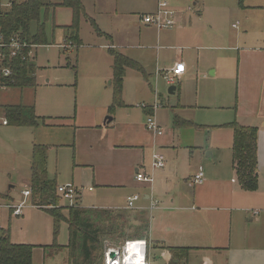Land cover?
<instances>
[{
  "label": "rangeland",
  "instance_id": "374dc122",
  "mask_svg": "<svg viewBox=\"0 0 264 264\" xmlns=\"http://www.w3.org/2000/svg\"><path fill=\"white\" fill-rule=\"evenodd\" d=\"M176 2L179 24L171 30H161L159 33L155 27L140 21V16L152 12L154 0H110L108 5L113 11L118 9L121 14L119 19L112 22L109 15L104 27L96 25L95 28L90 21L81 18L78 29L81 44L78 47L65 43V37L69 34L65 27L71 24V11L63 7L42 11L41 21L44 24L47 45L30 47L29 53L30 61L38 68L37 84L34 88L21 89L22 96L20 93L18 96L19 89L11 90L10 93H15L13 103L33 101L36 110L46 118V122L72 125H76V121L79 124L89 123L100 108L111 104L112 66L108 50L110 44H113L114 51L127 55L144 71H126L123 99L127 106L116 109V121L133 123L138 132L147 136L149 130L145 128V124L148 115L142 106L154 104H159L155 117L163 125L165 133L172 130L170 107L178 108L177 113L181 119L200 126L233 121L238 97L243 92L240 81L238 84L239 55L254 47L264 48V0ZM84 3L90 15L98 11L95 0H84ZM0 4L2 10L9 9V0H0ZM35 28L36 25L32 24L31 31L34 32ZM181 29L188 32L174 33ZM19 47L12 43L10 49ZM177 60H183L189 68L185 77L176 81L175 85H169L163 72L171 69ZM156 71L161 72L157 77ZM214 71L216 73L212 76ZM170 87L178 88L175 94H168ZM115 134L117 135V131ZM96 136L85 133L79 135L77 141L73 130L61 127L54 135L57 144L46 145L51 147L47 160L48 178L56 187L73 185L78 188L80 196L75 204L79 203L83 208L93 204L92 194L87 192L88 186H93L83 184L89 175L96 171L97 178L102 179L108 170L121 178L128 177L129 174V167L121 163L120 154L111 156L113 158L108 165L78 166L76 154L78 159L86 155L84 151L89 146L93 147L92 150L103 149L104 143L102 140L99 142ZM28 137L21 135L14 146L6 143L0 145V195L8 194L14 205H25L24 215L19 218L11 217L8 209L0 207V228L9 230L10 236L14 237L13 241L50 246L54 240L51 217L44 211L42 213L32 208L29 197L23 196L28 188L26 182L30 179ZM206 137V134L194 127H184L180 139L187 144L192 141L201 144L206 142ZM88 139L92 140L90 144ZM106 147L105 145L104 148ZM26 151L25 156H20ZM149 151L146 149L143 155L146 171H150L152 150ZM142 191L129 188L119 192L116 196H119L117 204H110L125 205L122 202L124 198L137 192L141 195ZM81 196L84 200L80 202ZM0 205H5V200L0 198ZM58 207L71 206L60 199ZM121 213L127 227L131 225L132 229L124 231L119 239L111 236L102 238L104 251L133 240V228L139 225V217L126 211ZM67 242V229L62 223L56 244L61 246ZM65 259V251H61V248H47L44 256L41 250L36 249L33 264H66ZM193 259L195 258L192 257ZM149 261L151 264H165L160 254L155 251L150 253ZM189 264H193L191 260Z\"/></svg>",
  "mask_w": 264,
  "mask_h": 264
},
{
  "label": "crops",
  "instance_id": "0c3cea01",
  "mask_svg": "<svg viewBox=\"0 0 264 264\" xmlns=\"http://www.w3.org/2000/svg\"><path fill=\"white\" fill-rule=\"evenodd\" d=\"M51 1L52 3H59L62 0ZM81 2L86 16L101 28L105 26L107 16L110 15L109 19L112 22L117 21L121 16L117 11L118 9L111 10L110 5H108L110 0H95L98 11H94L91 15L87 13L84 0H81ZM158 2H164L166 9L175 13L176 24L174 27H176L180 22L178 13L175 10L178 2L176 0H154L152 12L147 13L148 15L156 13ZM1 7L0 4V12L6 9L2 10ZM198 16L200 15L198 14ZM142 17L143 15L140 16V21ZM157 31L160 33L161 30L157 29ZM177 31H174V33L188 32L183 29ZM109 49L114 50L113 44H110ZM120 54L127 57L125 54ZM239 60L238 84L240 81L243 92L238 97L235 106L234 120L219 125L204 126L205 128L199 131L206 134L207 140L201 144L194 141L187 144L181 141V131L185 126L176 125L174 123L175 118L182 121L189 120L181 119L177 113L178 108L170 107L172 130L169 133L164 132L163 125L155 117V111L151 112L144 109L148 117L151 115L155 118L157 125L163 132L161 136H157L151 131H147L146 136V134L136 130L135 124L128 121H116L114 114H108L110 105L100 108L89 123L79 124L76 121V125H72L69 123L46 122V118L36 110L33 101L32 103H23L22 101L19 104L13 103L15 93H10V91L16 90V88L0 87V145L6 143L14 146L20 140L21 135H28L30 144H28L27 150L29 149L31 158L33 145L57 144L54 135L61 127L73 130L77 141L79 135H85V133L97 135L99 142L102 140V143H104L103 149L95 148V151L92 150L93 147L89 146L88 150L84 151L86 155H82L78 159L76 154L78 166L108 165V162L113 158L111 156L120 154L121 163L129 167V174L128 177L121 178L107 169L108 171L102 176V179L97 178L96 171L89 175L83 184H92L93 187L88 186L87 192L92 194L93 204L91 207L84 208L107 210L115 213L126 211L138 217L143 215L148 222L147 238L145 239L148 264H151L149 257L152 251L158 252L163 262L169 264L171 259L168 252L169 248H186L185 264H189V260L193 264H264V48H251L245 51L244 54L239 55ZM176 63L184 65V74L181 78L185 77L187 68H189L188 65L183 60H177L172 67ZM110 64L112 66L111 57ZM110 69L112 78V68ZM127 70H125L124 78ZM160 73L156 71V77ZM215 73L216 71L212 72L211 75L213 76ZM177 89L174 87L170 95L175 94ZM18 91V96L19 93L22 96L23 90L19 89ZM122 100L123 107H126L123 92ZM18 105L34 107L35 116L39 118L35 128L14 127L7 123L3 124V122H6L3 108ZM158 108L159 104L156 109ZM108 117L111 118V122L105 124V119ZM41 119H44L46 126L42 124ZM234 121L241 126L257 128L258 177L257 188L254 191L241 189L236 180L231 150L232 131L221 127ZM26 131H30V133ZM116 131L117 135L115 134ZM87 142L90 144L92 140L89 141L88 139ZM105 145L106 148H104ZM50 148H48L47 160ZM146 149L152 150V153L156 151L164 157L165 164L163 168L152 170L151 153L150 171H146L143 162ZM26 153L27 151L20 156H25ZM133 173L134 177H132ZM137 173L152 176V183L137 181ZM198 173L202 174V181L195 183L193 179ZM26 184H28L27 189H29V182L27 181ZM129 188L134 191L143 190L141 195L140 192L134 194L139 196V200L136 201L137 203L135 202L136 205L134 204L133 210L126 209V200L131 196L122 200L125 205H111L117 204L119 196H116L119 192ZM89 189L91 190L89 191ZM0 198L5 200V205H0V207L8 209L10 216L14 217L11 208L22 203L14 205L13 199L8 194L0 195ZM79 200L81 202L84 199L81 196ZM153 203L155 205L151 206ZM77 206L81 207L79 203ZM31 207L39 210L33 206ZM39 211L43 213L42 210ZM63 213L66 215L67 211L64 210ZM23 215L22 209L21 215L15 218L23 217ZM13 239L14 237L11 235L10 241L12 243L27 244L22 241H13ZM66 245L59 246L65 247ZM33 246L35 248L32 252V264L36 249L41 250L44 256L42 247L48 245ZM192 257L195 259L192 260Z\"/></svg>",
  "mask_w": 264,
  "mask_h": 264
},
{
  "label": "trees",
  "instance_id": "16d2710c",
  "mask_svg": "<svg viewBox=\"0 0 264 264\" xmlns=\"http://www.w3.org/2000/svg\"><path fill=\"white\" fill-rule=\"evenodd\" d=\"M63 7L71 11V24L65 29L69 32L65 43L78 47L81 42L78 36L79 22L85 18L96 28L95 22L85 14L81 0H62L52 3L51 0H9V9L0 12V73L9 70L8 77L0 74V85L6 88H34L36 86L37 66L30 61V47L47 45L44 24L41 21L42 11ZM32 24L36 25L34 32ZM98 30V29H97ZM12 43L20 46L10 49ZM112 58V100L108 114L113 115L117 108L124 106L122 100L123 82L126 69L144 73L135 61L109 49ZM6 123L14 127L35 128L39 118L35 116L33 106H6L3 108ZM42 124L44 119H41ZM176 125L194 127L197 130L204 126L191 121L175 118ZM221 127L232 131V161L236 180L245 191L257 188V128L241 126L235 121ZM48 146L33 145L30 158V202L39 210L46 212L52 219L53 244L47 248H61L65 251L66 264H101L104 258V237L119 239L124 231L132 229L120 212L98 209H85L79 206L58 207L60 198L56 194V184L48 178L46 160ZM67 211L65 215L63 211ZM138 226L133 228L131 239L147 238L148 222L143 215L137 219ZM67 226L68 242L65 247L56 244L60 225ZM35 246L30 244H14L10 241L9 230L0 229V264H32V252ZM171 255L169 264L186 262V248H169Z\"/></svg>",
  "mask_w": 264,
  "mask_h": 264
},
{
  "label": "built area",
  "instance_id": "2783aa9c",
  "mask_svg": "<svg viewBox=\"0 0 264 264\" xmlns=\"http://www.w3.org/2000/svg\"><path fill=\"white\" fill-rule=\"evenodd\" d=\"M174 17H175V13L173 11L167 10L166 4L164 2H158L156 13L151 15H145L141 19L143 23L146 25L154 26L159 30L162 29L167 30L175 26L176 21ZM157 73L160 72L157 71ZM0 74L2 77H8L10 75V71L2 70ZM183 74H184V65L181 63H176L171 69L163 72V75L165 76L164 78L169 85H174L176 81L183 76ZM0 87L3 86L0 85ZM157 107L158 104H154L151 106H142L143 109L150 110L151 112H154ZM3 124L5 125L6 122H3ZM146 129H148L157 136H161L163 134L162 130L157 125L155 118L151 115L146 120ZM164 164H165L164 157L158 152L153 151L152 160H151L152 170L154 171L161 169L164 167ZM136 180L151 184L153 178L152 176H147L144 173H137ZM201 181H202V174L201 173L196 174L194 176L193 182L199 183ZM90 190L91 189H89V191ZM56 194L57 196L60 197V199L67 201L71 207L77 206V204H75V201L80 196V191L78 188H74L73 186H59L56 188ZM23 196L26 198L30 197V190L29 189L25 190L23 192ZM137 200H139L138 195H134L128 198L126 200V209L133 210L134 204ZM154 205L155 204L153 203L151 206ZM23 207L24 205L20 204L17 207L11 208L12 215L14 217L20 216ZM111 253H114L113 258L110 257ZM103 264H148L146 241L131 240V241H126L122 246L105 249Z\"/></svg>",
  "mask_w": 264,
  "mask_h": 264
},
{
  "label": "water",
  "instance_id": "95a60500",
  "mask_svg": "<svg viewBox=\"0 0 264 264\" xmlns=\"http://www.w3.org/2000/svg\"><path fill=\"white\" fill-rule=\"evenodd\" d=\"M173 90H174V87H170L169 90H168V93L169 94H172ZM107 122L108 123L111 122V118L110 117H108V118L105 119V122L104 123L106 124ZM110 257L113 258L114 257V253H111L110 254Z\"/></svg>",
  "mask_w": 264,
  "mask_h": 264
}]
</instances>
